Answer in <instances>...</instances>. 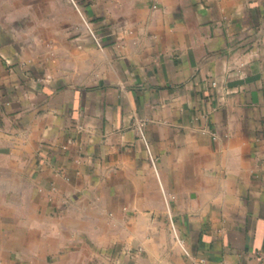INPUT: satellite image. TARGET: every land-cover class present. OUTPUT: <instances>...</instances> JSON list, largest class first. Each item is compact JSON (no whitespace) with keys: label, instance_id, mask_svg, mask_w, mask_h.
<instances>
[{"label":"crops","instance_id":"crops-1","mask_svg":"<svg viewBox=\"0 0 264 264\" xmlns=\"http://www.w3.org/2000/svg\"><path fill=\"white\" fill-rule=\"evenodd\" d=\"M0 264H264V0H0Z\"/></svg>","mask_w":264,"mask_h":264},{"label":"built area","instance_id":"built-area-1","mask_svg":"<svg viewBox=\"0 0 264 264\" xmlns=\"http://www.w3.org/2000/svg\"><path fill=\"white\" fill-rule=\"evenodd\" d=\"M139 132H140V136H141L143 139H145V135H144L143 126H142V127H140V129H139Z\"/></svg>","mask_w":264,"mask_h":264}]
</instances>
